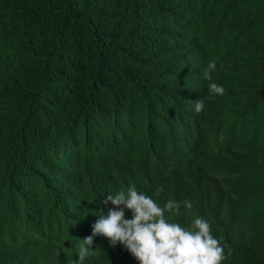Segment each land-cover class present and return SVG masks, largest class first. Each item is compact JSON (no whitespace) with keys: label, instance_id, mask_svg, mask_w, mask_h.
<instances>
[{"label":"clouds","instance_id":"obj_1","mask_svg":"<svg viewBox=\"0 0 264 264\" xmlns=\"http://www.w3.org/2000/svg\"><path fill=\"white\" fill-rule=\"evenodd\" d=\"M134 1L147 18L115 41L122 1L115 9L112 0H0V25L24 42L4 62L0 51V163L41 171L56 197L81 160L77 149L58 150L44 129L13 118L2 94L33 72L27 45L40 37L56 64L67 29L87 37L93 53L86 60L97 57L93 79L125 86L133 78L141 94L121 114L129 127L116 134L103 170L75 206H53L45 224L18 235L14 249L38 264L100 262L106 250L117 264L257 263L264 146L248 122L264 124V60H242L240 48L264 52V30L229 11L243 16L259 8L254 0ZM190 80L199 86L191 88ZM69 83L85 95L81 77ZM195 203L209 204L226 222L186 220ZM11 238L12 229L2 228L0 242Z\"/></svg>","mask_w":264,"mask_h":264},{"label":"trees","instance_id":"obj_2","mask_svg":"<svg viewBox=\"0 0 264 264\" xmlns=\"http://www.w3.org/2000/svg\"><path fill=\"white\" fill-rule=\"evenodd\" d=\"M112 1L115 9L122 1L120 24L111 34L115 41H120L145 22L148 12L134 0ZM253 3L259 9L246 12L243 16L232 10L229 12L238 16L241 22L264 30V0H254ZM62 12L69 19L74 17L65 10ZM0 32L7 34L0 37V51L3 53L1 62H4L24 42H15L11 33L1 25ZM48 35L49 32H46L45 36ZM63 36L65 42L61 40L62 52L57 64L43 52L42 37L28 44L27 57L33 72L29 74L25 71V76L18 82L6 84L2 94L13 108V118L20 116L34 125L36 130L44 129L58 150L77 149L81 160L73 169L72 178L64 192L56 197L50 196L49 188L43 184L41 171H23L6 161L0 163V232L4 227L12 229V238L0 242V264H10L13 260L38 264L28 255L16 252L13 245L15 239L26 229L45 224L53 206L58 204L66 209L75 206L81 191L103 170V162L109 155L116 134L129 127L123 119L127 114H121L141 100L136 79H125V86L120 82H111L110 79L102 84L93 79L92 68L97 57L86 60L93 53L90 39L69 29ZM261 54L264 52L258 54L240 48L242 60H264ZM79 77L82 78L85 95L69 83H74ZM188 84L194 89L199 86L197 80H190ZM64 117H70L73 123L60 121ZM248 128L263 147L264 124L249 121ZM211 194L209 192V196ZM209 206L193 204L186 213V220L205 215V219L214 227L224 224V218ZM253 234V252L257 263L246 261L242 264H264V209L262 220L255 226ZM87 264L117 263L109 258L106 250L100 262L89 259Z\"/></svg>","mask_w":264,"mask_h":264}]
</instances>
